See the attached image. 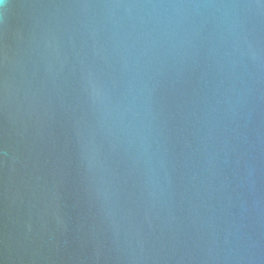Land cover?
Masks as SVG:
<instances>
[{
    "label": "water",
    "instance_id": "water-1",
    "mask_svg": "<svg viewBox=\"0 0 264 264\" xmlns=\"http://www.w3.org/2000/svg\"><path fill=\"white\" fill-rule=\"evenodd\" d=\"M0 264H264V0H0Z\"/></svg>",
    "mask_w": 264,
    "mask_h": 264
}]
</instances>
